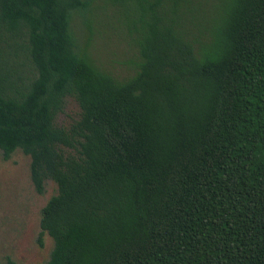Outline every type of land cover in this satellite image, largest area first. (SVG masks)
Wrapping results in <instances>:
<instances>
[{
    "label": "trees",
    "instance_id": "trees-1",
    "mask_svg": "<svg viewBox=\"0 0 264 264\" xmlns=\"http://www.w3.org/2000/svg\"><path fill=\"white\" fill-rule=\"evenodd\" d=\"M111 36L123 75L94 54ZM16 149L57 186L47 264H264V0H0Z\"/></svg>",
    "mask_w": 264,
    "mask_h": 264
},
{
    "label": "rangeland",
    "instance_id": "rangeland-1",
    "mask_svg": "<svg viewBox=\"0 0 264 264\" xmlns=\"http://www.w3.org/2000/svg\"><path fill=\"white\" fill-rule=\"evenodd\" d=\"M110 38L112 42L95 37L94 54L114 73L123 75L127 68L123 61L130 52L114 36ZM78 112L77 103L68 98L57 121L68 124ZM29 164V156L20 149L7 160L0 150V262L11 258L19 264H47L53 247L52 238L40 233L39 220L41 208L57 192V186L47 179L43 192L38 193L30 179Z\"/></svg>",
    "mask_w": 264,
    "mask_h": 264
}]
</instances>
